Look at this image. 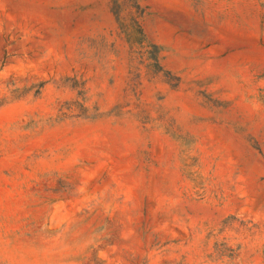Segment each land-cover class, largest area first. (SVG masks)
I'll list each match as a JSON object with an SVG mask.
<instances>
[{"label": "rangeland", "instance_id": "1", "mask_svg": "<svg viewBox=\"0 0 264 264\" xmlns=\"http://www.w3.org/2000/svg\"><path fill=\"white\" fill-rule=\"evenodd\" d=\"M0 264H264V0H0Z\"/></svg>", "mask_w": 264, "mask_h": 264}, {"label": "trees", "instance_id": "2", "mask_svg": "<svg viewBox=\"0 0 264 264\" xmlns=\"http://www.w3.org/2000/svg\"><path fill=\"white\" fill-rule=\"evenodd\" d=\"M235 217H228L223 221V228L224 227H230L233 224V221H235ZM215 248L217 249V252L220 254V256H226L230 258L233 254V249L226 247L225 243H214ZM219 246H222V249H219Z\"/></svg>", "mask_w": 264, "mask_h": 264}]
</instances>
